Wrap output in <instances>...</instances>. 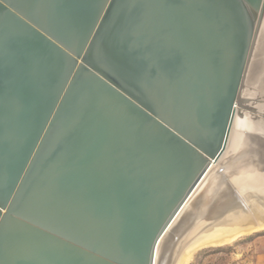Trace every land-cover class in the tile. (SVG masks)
Segmentation results:
<instances>
[{"label": "water", "instance_id": "95a60500", "mask_svg": "<svg viewBox=\"0 0 264 264\" xmlns=\"http://www.w3.org/2000/svg\"><path fill=\"white\" fill-rule=\"evenodd\" d=\"M242 84L264 0H0V264H154Z\"/></svg>", "mask_w": 264, "mask_h": 264}, {"label": "bare ground", "instance_id": "6f19581e", "mask_svg": "<svg viewBox=\"0 0 264 264\" xmlns=\"http://www.w3.org/2000/svg\"><path fill=\"white\" fill-rule=\"evenodd\" d=\"M258 15L251 13L253 34ZM249 88L251 94L245 100L249 105L244 108L249 111L247 116L238 114L237 102L222 153L210 163L159 240L154 264H160L169 253L170 264H188L202 247L219 246L264 230V165L259 151V143L264 142V92ZM221 167L224 173L218 171ZM226 196H231L234 203L219 213L216 207Z\"/></svg>", "mask_w": 264, "mask_h": 264}, {"label": "rangeland", "instance_id": "374dc122", "mask_svg": "<svg viewBox=\"0 0 264 264\" xmlns=\"http://www.w3.org/2000/svg\"><path fill=\"white\" fill-rule=\"evenodd\" d=\"M249 89V86L242 84L237 103L239 115L247 116L249 112L244 109L249 105L245 102L246 95L251 94ZM233 128L235 131L234 126ZM233 203V198L226 196L223 203L216 207V211L222 213ZM258 256H264V230L238 236L231 242L219 246L202 247L194 252L188 264H253Z\"/></svg>", "mask_w": 264, "mask_h": 264}, {"label": "crops", "instance_id": "0c3cea01", "mask_svg": "<svg viewBox=\"0 0 264 264\" xmlns=\"http://www.w3.org/2000/svg\"><path fill=\"white\" fill-rule=\"evenodd\" d=\"M253 264H264V256H258Z\"/></svg>", "mask_w": 264, "mask_h": 264}]
</instances>
